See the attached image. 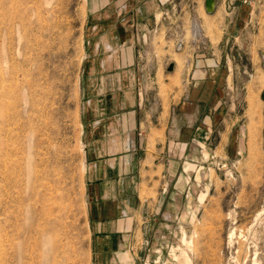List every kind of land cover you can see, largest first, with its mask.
Masks as SVG:
<instances>
[{"label":"rangeland","instance_id":"374dc122","mask_svg":"<svg viewBox=\"0 0 264 264\" xmlns=\"http://www.w3.org/2000/svg\"><path fill=\"white\" fill-rule=\"evenodd\" d=\"M85 1L0 0V264L93 262L79 112ZM177 6L184 33L181 49L170 41V79L179 92L186 60L222 39L226 114L208 146L183 158L180 180L163 182L165 204L138 217L126 253L132 264H264V0L235 30L204 0ZM154 43L168 57L164 34Z\"/></svg>","mask_w":264,"mask_h":264},{"label":"crops","instance_id":"0c3cea01","mask_svg":"<svg viewBox=\"0 0 264 264\" xmlns=\"http://www.w3.org/2000/svg\"><path fill=\"white\" fill-rule=\"evenodd\" d=\"M172 1H85L79 112L92 264H132L126 252L138 217L153 212L159 199L158 209L165 204L163 182L180 180L183 158L206 148L225 118L228 65L220 60L228 50L222 39L186 60L179 92L170 79L176 66L169 61L173 39L163 14ZM251 1L213 0L210 13L226 17L223 30H235ZM160 34L168 55L161 60L153 44Z\"/></svg>","mask_w":264,"mask_h":264},{"label":"built area","instance_id":"2783aa9c","mask_svg":"<svg viewBox=\"0 0 264 264\" xmlns=\"http://www.w3.org/2000/svg\"><path fill=\"white\" fill-rule=\"evenodd\" d=\"M179 1L180 0L172 1L169 10L165 11V13L163 14L168 23L167 32L170 33V37L173 39L172 41L176 42L175 48L177 50L182 48L183 43V37L180 38L179 34L184 33V31L182 30L184 26L183 22L180 18H178L177 15L179 14V11L177 9L180 8L179 6H177V2ZM153 32H155V30H153Z\"/></svg>","mask_w":264,"mask_h":264},{"label":"water","instance_id":"95a60500","mask_svg":"<svg viewBox=\"0 0 264 264\" xmlns=\"http://www.w3.org/2000/svg\"><path fill=\"white\" fill-rule=\"evenodd\" d=\"M204 8L207 10V12H210L213 10V0H204ZM172 65H169L168 69H172Z\"/></svg>","mask_w":264,"mask_h":264},{"label":"bare ground","instance_id":"6f19581e","mask_svg":"<svg viewBox=\"0 0 264 264\" xmlns=\"http://www.w3.org/2000/svg\"><path fill=\"white\" fill-rule=\"evenodd\" d=\"M230 234H231V233H230ZM47 238H48V237H47ZM182 238H183V237H182ZM183 240H185V238H183ZM182 242H183V241H182ZM184 243H187V244H188V242H187V241H186V242H184ZM186 247H187V246H186ZM186 247H185V248H186ZM189 247H190V246H188V248H189ZM188 248H186V249H188ZM50 253H51V252H50ZM182 253H183V252H182ZM184 253H186V252H184ZM43 254H44V253H43ZM183 255H184V254H183ZM185 255H187V256H188V253H187V254H185ZM41 256H42V255H41ZM56 257H57V256H55V258H56ZM53 258H54V256H53ZM55 258H54V259H55ZM185 258H186V259H184V261H185V260H188V258H189V257H185ZM189 260H190V259H189ZM48 261H49V260H48ZM52 262H53V261H52ZM57 262H58V260H57ZM189 262H190V261H188V263H189ZM44 263H45V262H44ZM53 263H54V264H57V263H55V262H53ZM127 263H128V262H127Z\"/></svg>","mask_w":264,"mask_h":264}]
</instances>
